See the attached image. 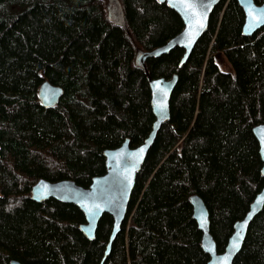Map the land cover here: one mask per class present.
<instances>
[{
	"label": "trees",
	"instance_id": "trees-1",
	"mask_svg": "<svg viewBox=\"0 0 264 264\" xmlns=\"http://www.w3.org/2000/svg\"><path fill=\"white\" fill-rule=\"evenodd\" d=\"M120 1L124 26L108 19L106 0H0V264H98L111 216L89 240L74 204L33 201L29 188L40 177L87 186L105 171L104 148L125 137L141 142L153 120L147 75L177 74L170 119L136 174L102 264H206L189 194L202 197L222 250L264 184L251 132L264 123V27L242 34L241 7L220 0L181 66L175 47L146 58L145 70L136 49L163 44L182 21L165 3ZM45 79L62 87L51 107L37 98ZM232 264H264V205Z\"/></svg>",
	"mask_w": 264,
	"mask_h": 264
},
{
	"label": "water",
	"instance_id": "water-1",
	"mask_svg": "<svg viewBox=\"0 0 264 264\" xmlns=\"http://www.w3.org/2000/svg\"><path fill=\"white\" fill-rule=\"evenodd\" d=\"M173 9L182 21V28L163 44L148 50L136 49L134 62L146 70L145 60L169 52L175 47L182 49L179 60L181 66L188 58L198 38L207 30L209 16L220 0H155ZM244 15L241 32L252 35L264 27V2L254 0H236ZM107 17L113 23L124 26V11L120 0H106ZM149 89V104L153 114L150 130L141 142L130 144L125 137L117 146L104 148L102 156L105 171L91 177L87 186L78 184L69 178L48 180L38 178L29 188V197L41 202L49 198L74 204L83 214L78 224L80 232L89 240L94 239L98 221L103 214L111 216V228L98 264H102L110 251L111 242L120 232L127 217L128 203L135 184L136 174L144 162L148 149L154 142L161 126L170 119V98L177 82V74L170 77L146 76ZM62 95V87L43 80L37 89V98L42 106L55 105ZM251 132L256 139L261 161L260 174L264 176V123L252 125ZM191 215L201 232L199 244L207 254L206 264H232L240 251L249 223L264 205V184L253 196L244 215L232 224V231L222 250H218L216 241L209 228V212L198 193L188 196ZM239 234V235H238ZM9 264H22L11 258Z\"/></svg>",
	"mask_w": 264,
	"mask_h": 264
},
{
	"label": "rangeland",
	"instance_id": "rangeland-1",
	"mask_svg": "<svg viewBox=\"0 0 264 264\" xmlns=\"http://www.w3.org/2000/svg\"><path fill=\"white\" fill-rule=\"evenodd\" d=\"M217 64L220 67V69H222L224 71H229V72L231 71V66L229 65V63L223 57H220L217 60Z\"/></svg>",
	"mask_w": 264,
	"mask_h": 264
},
{
	"label": "snow or ice",
	"instance_id": "snow-or-ice-1",
	"mask_svg": "<svg viewBox=\"0 0 264 264\" xmlns=\"http://www.w3.org/2000/svg\"><path fill=\"white\" fill-rule=\"evenodd\" d=\"M239 235V234H238Z\"/></svg>",
	"mask_w": 264,
	"mask_h": 264
}]
</instances>
